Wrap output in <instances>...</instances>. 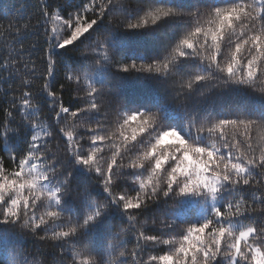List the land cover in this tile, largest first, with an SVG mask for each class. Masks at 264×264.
<instances>
[{
  "label": "snow or ice",
  "instance_id": "obj_1",
  "mask_svg": "<svg viewBox=\"0 0 264 264\" xmlns=\"http://www.w3.org/2000/svg\"><path fill=\"white\" fill-rule=\"evenodd\" d=\"M0 264H264V0L0 7Z\"/></svg>",
  "mask_w": 264,
  "mask_h": 264
},
{
  "label": "trees",
  "instance_id": "obj_2",
  "mask_svg": "<svg viewBox=\"0 0 264 264\" xmlns=\"http://www.w3.org/2000/svg\"><path fill=\"white\" fill-rule=\"evenodd\" d=\"M11 0H0V7H3L6 4H9ZM173 3L177 2V0H172ZM171 25L162 26L157 32L148 35H139L131 37V43L133 45H141L145 47H154L158 48L161 46L162 42L171 34L169 29ZM146 88H151V84L144 85Z\"/></svg>",
  "mask_w": 264,
  "mask_h": 264
}]
</instances>
